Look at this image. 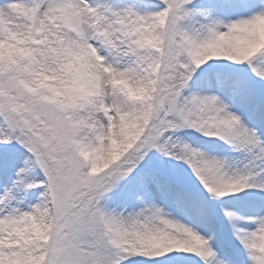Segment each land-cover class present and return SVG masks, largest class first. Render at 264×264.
<instances>
[{"label":"snow or ice","instance_id":"6c2138e0","mask_svg":"<svg viewBox=\"0 0 264 264\" xmlns=\"http://www.w3.org/2000/svg\"><path fill=\"white\" fill-rule=\"evenodd\" d=\"M0 264H264V0H0Z\"/></svg>","mask_w":264,"mask_h":264}]
</instances>
